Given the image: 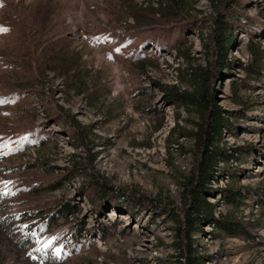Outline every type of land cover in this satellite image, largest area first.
Segmentation results:
<instances>
[{"label": "rangeland", "instance_id": "rangeland-1", "mask_svg": "<svg viewBox=\"0 0 264 264\" xmlns=\"http://www.w3.org/2000/svg\"><path fill=\"white\" fill-rule=\"evenodd\" d=\"M220 11L234 44L219 71ZM0 27V264H180L198 115L173 86L207 90L231 122L222 142L241 146L208 200L245 226L204 225L194 247L264 264V0H0Z\"/></svg>", "mask_w": 264, "mask_h": 264}, {"label": "trees", "instance_id": "trees-1", "mask_svg": "<svg viewBox=\"0 0 264 264\" xmlns=\"http://www.w3.org/2000/svg\"><path fill=\"white\" fill-rule=\"evenodd\" d=\"M224 13L220 11L214 18L215 25L210 35V42L213 44L216 53L215 63L219 64V71L223 66L230 63L227 52L231 45L234 44L233 35L229 30V21L223 17ZM220 16L223 18H220ZM257 52V56L260 59L264 57L263 52L260 50H257ZM195 74L200 80L201 85L205 81L209 82L214 78V73H210L209 69L206 68H200ZM173 87L174 90L172 92L164 93L168 100L173 103H188L187 105L196 109L198 115L196 129L189 132L194 138L196 150L194 167L184 183V200L187 210L182 217L181 224L176 229L178 238L186 243L181 245L176 243L178 245V253L175 256V260L180 264H205L204 256L194 247L192 232L200 231L202 226L209 224L218 231H223L230 236H234L238 235L240 230H243L242 227L245 226L240 221L223 218L221 213L216 216L215 210L217 205L208 200V197L216 193L221 195L222 192L226 191L228 186L214 188L211 186V180L214 178L216 172L219 171L220 164H230V159L238 157V149L241 146L227 147L222 142L224 132H229L232 128L231 122L225 116L226 111L215 100H209L207 90L200 88L194 93L189 94L186 90H181L177 86ZM172 131L173 128H170L168 134ZM96 203V209L100 211L104 204L100 200H97ZM111 203H114V201ZM62 206L64 208L69 207L67 204ZM61 207L60 210L57 209L54 213L61 211L63 209ZM116 207L120 212L121 209L117 203ZM130 213L132 212L130 211Z\"/></svg>", "mask_w": 264, "mask_h": 264}, {"label": "built area", "instance_id": "built-area-1", "mask_svg": "<svg viewBox=\"0 0 264 264\" xmlns=\"http://www.w3.org/2000/svg\"><path fill=\"white\" fill-rule=\"evenodd\" d=\"M168 114L172 115L173 111H171V110L169 111L168 110ZM173 124H174V122L171 123L169 117H167V123L165 125H163L162 128L159 131L164 133V135H165V134H167L169 132V130H170V128H171V126ZM228 179H229V175L227 173L216 172L214 178L211 180V186L214 187V188H224V187H226V183L228 182ZM217 207L218 206H216V210H215V215L216 216L220 213V211H219V209Z\"/></svg>", "mask_w": 264, "mask_h": 264}, {"label": "snow or ice", "instance_id": "snow-or-ice-1", "mask_svg": "<svg viewBox=\"0 0 264 264\" xmlns=\"http://www.w3.org/2000/svg\"><path fill=\"white\" fill-rule=\"evenodd\" d=\"M0 31H6V29L0 27ZM117 51H119V49H117ZM7 102H9V101L6 98H0V103H7ZM0 147H4V145H0ZM3 183L6 184V183H10V182H3ZM24 227H27V225H25ZM56 239H57V237H52L51 241H54ZM51 241H49V244H46L45 247L50 246ZM56 251H57V253H59L61 251V249L57 248Z\"/></svg>", "mask_w": 264, "mask_h": 264}]
</instances>
